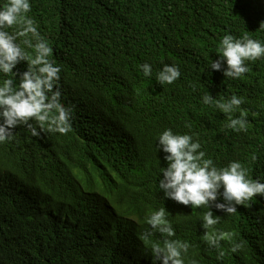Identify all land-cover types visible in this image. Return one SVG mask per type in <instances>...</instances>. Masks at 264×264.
<instances>
[{
  "label": "trees",
  "instance_id": "16d2710c",
  "mask_svg": "<svg viewBox=\"0 0 264 264\" xmlns=\"http://www.w3.org/2000/svg\"><path fill=\"white\" fill-rule=\"evenodd\" d=\"M30 3L27 15L61 68L71 130L32 137L20 126L0 144V264H152L151 246L166 239L190 245L184 264H264V200L231 214L213 209V227L232 240L212 248L201 226L209 209L178 204L159 190L166 163L156 148L163 130L186 133L217 168L239 161L250 179L264 182V57L246 62L249 71L237 79L208 68L224 35L264 43V0ZM144 63L151 76L143 75ZM165 64L181 75L159 85L155 76ZM205 94L211 105L202 103ZM233 95L244 99L239 109L216 108ZM241 112L246 131L227 129ZM158 209L174 236L146 223Z\"/></svg>",
  "mask_w": 264,
  "mask_h": 264
},
{
  "label": "clouds",
  "instance_id": "9594fccd",
  "mask_svg": "<svg viewBox=\"0 0 264 264\" xmlns=\"http://www.w3.org/2000/svg\"><path fill=\"white\" fill-rule=\"evenodd\" d=\"M31 11L30 0H7L0 6V144L10 141L14 129L24 126L32 137H40L45 131L61 135L71 130L72 108L61 102V68L50 59L52 48L38 31V25L27 14ZM16 26V30L6 29ZM18 40L20 42H18ZM24 45V48L21 47ZM31 49V53L25 51ZM264 57V43L248 36L235 38L224 35L220 41L216 59L208 68L219 71L223 77L237 79L249 71L248 61ZM23 62L25 70L16 71ZM143 75H152L148 63L141 65ZM181 73L176 65H163L156 73L159 85L172 84ZM213 97L205 94L202 103L211 105ZM244 103L242 97L233 95L226 102H216L223 113L235 112ZM35 122L36 126H33ZM247 117L244 112L231 118L225 125L233 131H246ZM45 125L47 127L45 128ZM157 151L163 153L166 166L159 175L158 188L163 197L192 209L207 207L202 219L204 241L212 248H219L221 241H231L232 234L218 231L213 226L218 220L213 209L220 213H234L238 206L259 197L264 200V182L250 179L247 169L239 161H231L226 167L217 168L211 159H205L201 144L189 134H174L163 130L156 140ZM146 223L168 237L175 235L165 218V210L152 212ZM190 245L186 241L164 240L151 246L152 264H184L183 255ZM240 248L235 243L230 248L235 253ZM224 255L223 252L220 253ZM194 264V262H193Z\"/></svg>",
  "mask_w": 264,
  "mask_h": 264
}]
</instances>
